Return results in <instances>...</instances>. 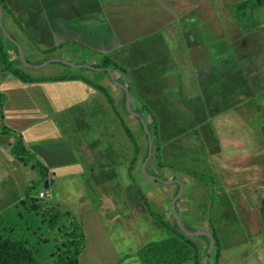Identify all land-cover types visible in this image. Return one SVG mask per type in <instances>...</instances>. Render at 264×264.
Instances as JSON below:
<instances>
[{"label": "rangeland", "instance_id": "obj_1", "mask_svg": "<svg viewBox=\"0 0 264 264\" xmlns=\"http://www.w3.org/2000/svg\"><path fill=\"white\" fill-rule=\"evenodd\" d=\"M5 1L12 14L16 13L17 15L23 13L25 9H33L36 6L34 0ZM29 13L35 15L36 11H29ZM10 16L13 15L10 14ZM10 16L6 13L2 15V23L5 29L16 38L18 45H21L20 48L29 65L40 66L45 62L57 61L38 69L23 66L24 72L33 78L58 75L68 77L71 75L78 78L74 81L81 80L85 83L88 81L90 84H86L91 87L100 85L109 91L112 105V114L109 115L110 127H105L107 131L111 130L112 141L109 143L101 137L96 139V142L104 147L105 144L108 146L113 144L111 147H106L111 149L110 151L105 149L104 152L105 159L103 162L108 164L109 169L104 170L101 165L96 166L95 164V171H86L83 168L88 165L93 168L92 162L87 163V166L76 164L71 166L65 163L67 165L65 167H62L61 163L58 162L61 166L55 169L58 174L56 182L48 187L45 181L42 187L34 188L31 192L33 200L46 209L68 210L71 214H77L76 217L73 216L75 222L81 227L85 239L84 249L78 258V264H141L137 256L139 249L170 237L171 233L159 226L157 220L155 221L156 216V218L160 217L170 225L174 223L171 202L177 185L168 183L187 180L188 183L185 182L183 185V192L185 193L188 192L187 186L191 179L198 181L200 185L212 186L216 183L215 177L206 173L197 172L199 178L193 176L191 178L179 169L171 170L170 168H175L174 166L170 168L161 167L159 165V162H162L160 148L163 146V142L176 134L184 132L191 134L192 128L201 126L210 118L220 117L219 114L227 111L237 98L241 99L251 93L258 94L259 92L255 89L260 88V81L261 86H263L261 79L263 77H260L258 72H262L259 66L262 60L256 59L260 52L255 50L253 55L255 58L248 59L250 52H245V50L248 51L247 48L249 47L247 44H241L239 46L241 53H239V61L229 60L228 54L224 53L223 58L225 60L218 61L222 70L227 72V75L222 77H201L194 74L176 76L172 73V68H177L176 70L181 73H193L187 68L191 66L189 65L191 62L182 59L181 54H176V57H173L174 55L169 53L175 51L176 45L173 47L169 44H159L160 37H168L167 32L169 30L157 29L155 33V23H95L97 38L92 37L91 26L85 25L80 29L79 36L74 35V38L78 40L74 43L72 42L73 37L70 39L69 36H63L48 23H36L37 21H32L34 18L27 19L25 23H17L16 18L14 16L10 18ZM67 39H70L71 42L66 43L65 40ZM58 62H65L72 66L86 65L90 67L104 65V63L112 64L114 79L119 84L126 86L129 94L136 97L135 99L139 103L138 107H141L146 113V121L153 123L155 114V129H157L156 134L153 133L151 136L153 147L151 157L145 165L146 174H143L141 169L148 141H146L138 121L134 116L132 117V114L128 113L125 106H121L119 103L123 97L121 89L111 81L108 75L102 73V70L90 71L73 67L74 70L70 71L71 69ZM153 70L155 71L153 72ZM237 70L240 71V74H236ZM148 81H153L154 93L148 89L140 91L143 87L142 82L147 83ZM217 81L224 83V85L215 86ZM21 83L16 77L0 69V93L8 95V100L1 109L2 124L7 128L17 130L18 132H15L19 135L27 131L26 136H28L31 134L30 128H33L36 135L41 131L48 135L50 145L58 147L59 150H61L60 145L64 141L69 147L63 148L64 151H69L71 146L79 150L77 142L89 137L87 129L94 132L90 128L88 117L76 118L72 111L78 110L73 106H69L67 113L61 117L41 113L47 111L44 104L40 103L44 101H38L36 105L30 106L23 102L24 98L19 96V93H15V86ZM237 84L239 88L236 87ZM78 85H71L72 88L68 91L70 96L75 95ZM237 88L238 91H235ZM93 97L96 100L108 101L97 90ZM261 99L264 100V96ZM86 111L92 115L99 114L100 118H103V110L101 109L92 108ZM119 113L126 122L122 117H119ZM92 120L96 123L93 118ZM28 121H31L30 127H27ZM63 121L65 122L64 125H62ZM66 121L68 122L66 123ZM82 121H85L86 124ZM237 122L238 124L241 123L239 120ZM92 125L94 126V124ZM115 125H119L121 129H116ZM61 126H63L64 132H61ZM124 126H128L127 128L131 132V137L126 132L128 141H125L126 137L121 131L124 130ZM97 127V131L104 128L100 124ZM79 128H83V135L77 137L75 131ZM90 136L93 135L90 134ZM130 138L131 141L133 138L135 144H132ZM116 139L119 141H114ZM13 142V137L0 132V222L9 225V229L15 231L19 238H22L26 232V235L42 236L43 240L49 238L50 241H43L44 244L34 242L33 236L27 240L35 252V258L39 264H52L54 245H58L59 242L53 241L54 235L44 232V228L32 234L30 225L39 224L37 220L39 218L36 216L34 218L37 219L33 218L35 221L32 223V219L26 224L24 223L27 216L23 203L26 200L24 193L27 185L32 182L35 183L39 177L29 164L13 158L11 154ZM241 142L245 141L242 139ZM184 143L185 140L178 141L181 153L187 154ZM86 144L88 146L93 145L89 140L86 141ZM235 144L238 142L236 141ZM80 147L82 151L85 150L84 147ZM112 147L115 149L113 150ZM119 149L124 150V152ZM80 150L78 152H81ZM112 152H115L114 157ZM121 152L125 155L120 157L117 153ZM115 154L117 155L115 156ZM61 157L64 158L63 162H65L67 156ZM119 157L125 158L122 163L124 166L118 164V161L115 167L113 166L115 164L111 165V160ZM94 159L92 158L93 161ZM59 160L62 159L59 158ZM165 162L167 163V161ZM113 168H116V171ZM148 176L158 178L165 185L155 182ZM174 178L175 180H173ZM99 185L105 186L97 188L96 186ZM169 186L170 188H168ZM45 191L51 194L52 200L47 202L38 200L39 193ZM139 192L142 193L143 200ZM203 198L204 196L200 197L201 200ZM144 202L151 206L153 216H149ZM213 203L214 199L212 205ZM188 204L191 206L192 217L203 215L202 212L204 211H197L191 200ZM208 207L211 210L210 205ZM207 212L209 211L207 210ZM21 215L22 218H20ZM194 223L195 221L192 223L184 221L183 225H186L185 228L190 230ZM26 227H28L27 230ZM198 243L202 251L206 249L207 246L203 241ZM214 251L215 247L210 254ZM210 263H215L213 258Z\"/></svg>", "mask_w": 264, "mask_h": 264}, {"label": "crops", "instance_id": "obj_2", "mask_svg": "<svg viewBox=\"0 0 264 264\" xmlns=\"http://www.w3.org/2000/svg\"><path fill=\"white\" fill-rule=\"evenodd\" d=\"M34 3L36 6L33 9H25L18 15L12 14L17 23H25L27 19L34 18L32 21H37L36 23H48L63 36H69L70 39L73 37L74 43L78 41L74 35H78L85 25L91 26L93 30L91 35L97 38L95 23H155V33L157 29L169 30L168 37H160L159 44H169L173 47L176 45L175 51L169 53L174 55L173 57L181 54L182 59L190 61L191 66L187 68L193 72L181 73L176 70L177 68H172V73L176 76L227 75L218 61L225 60L224 53L228 54L229 60L239 61V46L247 44L249 48L245 52H250L248 59L255 58L253 56L255 50L260 52L256 59L262 60L259 65L262 72H258L260 77H263L261 79L264 86V0H34ZM33 10L36 11L35 15L29 13ZM70 39L65 40L66 43L71 42ZM236 68L239 70L238 67ZM238 70L236 74H240ZM74 84L79 85L75 95L70 96L68 91ZM142 84L140 91L148 89L152 93L155 92L153 81ZM218 84L224 85L217 81L215 86ZM261 85L260 81V88L255 89L258 94L251 93L241 99L237 98L227 111L219 114L220 117L210 118L201 126L192 128L191 134L184 132L168 137L160 148L162 163L167 165L164 166L165 168L174 166L175 168H170L173 171L174 169L191 170L195 173L212 175L216 179L215 185L207 186L200 185L198 181L191 179V176L187 186L188 192H183L176 203L177 213L183 223L195 221L193 228L187 229L188 231H203L210 235L214 233L216 236L219 249L216 264H264V100L261 99L264 96V87ZM15 87V93H19V96L24 98L23 102L30 106L36 105L38 101H44L40 102L47 109L41 112L43 114L61 117L67 113L69 106L75 107L78 111H72L73 115L83 119L88 117L90 128L94 131L87 129L89 137L77 142L81 152H78L79 150L74 146H71L69 151H64L69 148L65 141L60 145L61 150H59L58 147L50 145L47 134L40 131L36 135L33 128L29 129L31 134L28 136H26L27 131L21 135L26 148L47 168L48 187L56 182L58 174L55 169L61 165L62 167L74 164L87 166V163L92 162L93 168L88 165L83 170L95 171L94 167L97 165H101L104 170L109 169L108 164L103 160L105 149L109 151L111 149L106 148L108 144L104 147L96 142V139L101 137L109 143L112 141L111 130L107 131L105 128L110 127L111 101L94 99L93 94L96 89L81 80L22 82ZM236 87L239 88V85L237 84ZM238 88L235 91H238ZM135 98L130 95L131 110L133 113L140 112V115L146 119L145 111L138 107L139 103ZM122 99L119 102L121 106ZM92 108L103 110V118L101 119L99 114L92 115L86 111ZM119 117H122L120 113ZM153 118L155 124V114ZM122 119L126 122L123 117ZM238 120L241 123L238 124ZM82 123L86 124L85 121ZM64 124L63 121L62 125ZM99 124L104 128L97 131ZM30 126L31 121H28L27 127ZM115 128L121 129L119 125H115ZM82 130L83 128H79L75 131L77 137L83 135ZM121 131L126 137L125 141H128L126 132L123 129ZM61 132H64L63 126ZM242 139L245 142H241ZM88 140L93 144L92 146L86 144ZM180 140H185L187 154L181 153V147L178 145ZM236 141L238 144H235ZM80 146L85 150L82 151ZM122 152L117 154L121 157L125 155ZM114 153L112 152L113 157ZM64 155L67 156L65 162L61 157ZM120 157L111 160V165L115 164L113 165L115 167L118 161V164L124 166L122 163L125 158ZM59 158L62 160L60 161ZM92 158H95L94 161ZM185 182L188 183L187 180L182 181V185ZM168 184L177 185L175 182ZM201 196H204L203 200L200 199ZM190 200L197 211L202 210L206 213L202 212V216L192 217L191 206L188 204ZM73 215L77 216L76 213ZM203 243L206 244L204 241Z\"/></svg>", "mask_w": 264, "mask_h": 264}, {"label": "trees", "instance_id": "obj_3", "mask_svg": "<svg viewBox=\"0 0 264 264\" xmlns=\"http://www.w3.org/2000/svg\"><path fill=\"white\" fill-rule=\"evenodd\" d=\"M0 8H1L0 24L3 25L2 15L6 13L9 14L10 16V14L12 15V13L5 0H0ZM10 18H13V16H10ZM7 32L11 35L9 31ZM11 37L15 41H17L14 36L11 35ZM26 62L29 63L27 60ZM60 64L64 65L62 63ZM23 66L24 65L21 63L19 59L18 50L16 46L13 45V43H11L8 39H6L0 28V69L3 72L13 75L23 83L67 81V80L78 79L75 76H71V75L68 77H63V75H58L53 77L33 78L29 76V74L23 71ZM111 66L113 65L112 64L107 65L104 63V65H100V66L95 65L92 66V68L103 69L107 67L113 73L114 71L113 68H111ZM64 67L71 69L70 71L74 70V68H71L68 65H64ZM81 69L94 71V69H90V68L88 69L81 68ZM102 73L108 75V73L105 71H103ZM86 83L90 84L88 81H86ZM93 87L97 91L102 93L108 99V101H111L108 91L107 89H105V87H102L100 85H93ZM6 100H7V96L5 94L0 93V132L4 135H9L14 138V142L11 145V154L13 158L17 159L19 162L29 164L31 169L36 171L39 177V179L35 181V183L32 182L33 184L30 183L29 185H27L24 193L26 196V200L23 203L25 204L24 208L27 214L24 223L26 224L30 219H32L31 220L32 223L37 218H39L37 219L39 224H37L36 226L30 225L32 228L31 230L32 234L37 230L41 228L43 230L44 228V232H48L54 235L53 236L54 239H52L53 241L59 242L58 245H54L55 251L52 254L54 255V261L52 264H78V258L80 254L83 252L84 242H85L81 227L79 226L78 223L75 222V217L73 216V214H71L70 211L68 210L59 211L58 209H52V208L46 209L33 200L31 196L32 190H34V188L42 187L44 182L48 179L49 173L45 165L36 157V155L26 148L21 135H19L15 131L11 130L10 128H7L2 124L3 117L1 115V109L5 104ZM122 106H125L124 92H123ZM134 112L138 113L139 115L141 114L140 112L137 111ZM136 120L139 123V127L144 132L140 121L137 118ZM144 121L147 125L150 136H152L153 133L156 134L157 128L155 129L154 122L149 123L148 121H146V119H144ZM129 130L130 129L124 126V131L128 133L129 137H131V132ZM143 135L145 136L146 141H148L146 134L143 133ZM129 140L131 141V138ZM131 142L132 144H135L133 138ZM147 155H148V146L146 145V152H145V156L143 157V161H145ZM159 165L161 167L167 166L161 161L159 162ZM181 170L189 176L199 178L198 174L191 170H183V169ZM176 187L177 188L174 196L177 194L179 189L178 186ZM140 194L142 195V193ZM141 199L143 200V195ZM38 200L46 201V202L48 201L39 198ZM144 206L147 212L149 213V216L150 215L153 216L154 214L151 210V206L148 205L147 202H144ZM34 216H36L37 218H34ZM20 218H22V215L20 216ZM33 218L35 220H33ZM156 220L158 221L159 226L163 227L164 229H166L168 232L171 233L170 237L166 240L155 242L146 247H143L142 249H139L137 252V256L141 264H190V263L203 264L202 257L203 255H205L209 245V240L207 237L205 236L188 237L179 230L175 221L173 224L170 225L164 220H162L160 217L156 218L155 216V221ZM27 229L28 227H26V230ZM26 233L22 238H19L17 237L15 231L13 230L11 231V228L9 229V225H4V223L0 222V264H39L35 258V252H33L27 239H29L30 236H33L34 242L36 243L40 242L42 244L50 240L49 238L43 240V238H41L42 236H38V235L34 236V234L26 235ZM211 235L214 240L215 251L209 255L208 264H211L210 261L212 258L215 262L213 264H216L218 259V250H219L218 241L214 233ZM199 240H203L206 243L207 247L203 251L199 246L198 243Z\"/></svg>", "mask_w": 264, "mask_h": 264}, {"label": "water", "instance_id": "obj_4", "mask_svg": "<svg viewBox=\"0 0 264 264\" xmlns=\"http://www.w3.org/2000/svg\"><path fill=\"white\" fill-rule=\"evenodd\" d=\"M0 21H1V8H0ZM0 28L4 34V36L6 37V39H8L11 43H13V45L16 46L17 50H18V56H19V59L21 61V63L25 66V67H28V68H33V69H38V68H41V67H44L50 63H53V62H57V61H49V62H45L43 63L42 65L40 66H31L29 65L27 62H26V59H25V56L22 52V49L20 48V46L18 45V43L11 37V35L5 30V28L3 27L2 24H0ZM58 63H62L64 65H68L70 67H76V68H90V69H94L90 66H86V65H79V66H72L68 63H65V62H58ZM97 70H102V71H105L108 73V76L109 78L111 79V81L116 85L118 86L125 94V107H126V110L128 111V113L132 114L135 118H137L142 127H143V130H144V133L146 134L147 136V140H148V155H147V158L145 159L143 165H142V173L143 174H146V170H145V165L146 163L148 162V160L150 159L151 157V154H152V140H151V136L149 134V131H148V128H147V125L144 121V119L139 115V114H136V113H133V111L131 110V107H130V94H129V91L127 89L126 86L122 85V84H119L117 81H115L114 79V76L112 74V72L109 70V69H97ZM150 179L156 181V182H160V183H163L165 184L164 182L160 181L158 178L156 177H152V176H148ZM175 184L178 185L179 189H178V192L177 194L173 197V200L171 202V210H172V216L174 218V221L177 225V227L179 228V230L181 232H183L185 235H187L188 237H197V236H205L208 238L209 240V245H208V248H207V251L205 253V256H204V259H203V264H208V257L210 255V253L212 252V249L214 247V240H213V237L209 234V233H206V232H203V231H195V232H190L188 231L185 226L183 225V223L181 222V219L177 213V210H176V203L178 201V199L181 197L182 193H183V185L180 181H174Z\"/></svg>", "mask_w": 264, "mask_h": 264}, {"label": "built area", "instance_id": "obj_5", "mask_svg": "<svg viewBox=\"0 0 264 264\" xmlns=\"http://www.w3.org/2000/svg\"><path fill=\"white\" fill-rule=\"evenodd\" d=\"M38 198L39 199H43V200H52V196H51V194H49L48 192H41V193H39V195H38Z\"/></svg>", "mask_w": 264, "mask_h": 264}]
</instances>
